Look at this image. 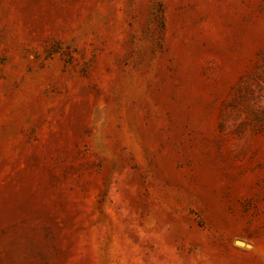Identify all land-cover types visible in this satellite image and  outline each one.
<instances>
[{
  "label": "rangeland",
  "instance_id": "rangeland-1",
  "mask_svg": "<svg viewBox=\"0 0 264 264\" xmlns=\"http://www.w3.org/2000/svg\"><path fill=\"white\" fill-rule=\"evenodd\" d=\"M0 264H264V0H0Z\"/></svg>",
  "mask_w": 264,
  "mask_h": 264
},
{
  "label": "water",
  "instance_id": "water-1",
  "mask_svg": "<svg viewBox=\"0 0 264 264\" xmlns=\"http://www.w3.org/2000/svg\"><path fill=\"white\" fill-rule=\"evenodd\" d=\"M238 243H240L241 245H245V243L244 242H241V241H239Z\"/></svg>",
  "mask_w": 264,
  "mask_h": 264
}]
</instances>
